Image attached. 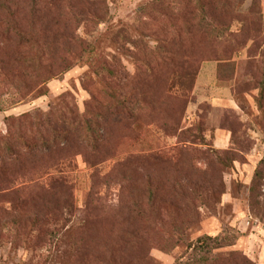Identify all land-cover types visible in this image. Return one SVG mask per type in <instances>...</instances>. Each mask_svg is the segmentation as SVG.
<instances>
[{"label": "rangeland", "instance_id": "rangeland-1", "mask_svg": "<svg viewBox=\"0 0 264 264\" xmlns=\"http://www.w3.org/2000/svg\"><path fill=\"white\" fill-rule=\"evenodd\" d=\"M0 3V264H264V0Z\"/></svg>", "mask_w": 264, "mask_h": 264}, {"label": "trees", "instance_id": "trees-1", "mask_svg": "<svg viewBox=\"0 0 264 264\" xmlns=\"http://www.w3.org/2000/svg\"><path fill=\"white\" fill-rule=\"evenodd\" d=\"M257 0H255L256 2ZM1 2V0H0ZM0 5H3L0 3ZM5 6V5H3ZM122 104V103H121ZM10 147V144H6ZM221 241L218 237L205 235L200 237L197 242L192 244V256L185 264H219L224 258L216 256L214 253L220 247ZM245 264H253L246 258ZM182 264V263H181Z\"/></svg>", "mask_w": 264, "mask_h": 264}]
</instances>
